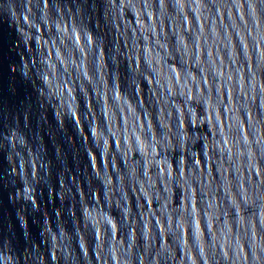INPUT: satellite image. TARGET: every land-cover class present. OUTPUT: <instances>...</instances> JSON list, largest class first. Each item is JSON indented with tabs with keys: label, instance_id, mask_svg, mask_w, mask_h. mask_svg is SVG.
<instances>
[{
	"label": "clouds",
	"instance_id": "9594fccd",
	"mask_svg": "<svg viewBox=\"0 0 264 264\" xmlns=\"http://www.w3.org/2000/svg\"><path fill=\"white\" fill-rule=\"evenodd\" d=\"M0 264H264V0H0Z\"/></svg>",
	"mask_w": 264,
	"mask_h": 264
}]
</instances>
